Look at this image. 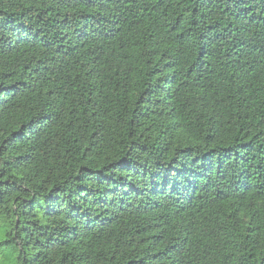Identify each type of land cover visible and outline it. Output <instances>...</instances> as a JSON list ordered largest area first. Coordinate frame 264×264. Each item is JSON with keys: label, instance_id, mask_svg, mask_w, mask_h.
Returning <instances> with one entry per match:
<instances>
[{"label": "trees", "instance_id": "obj_1", "mask_svg": "<svg viewBox=\"0 0 264 264\" xmlns=\"http://www.w3.org/2000/svg\"><path fill=\"white\" fill-rule=\"evenodd\" d=\"M0 264H264V0H0Z\"/></svg>", "mask_w": 264, "mask_h": 264}]
</instances>
